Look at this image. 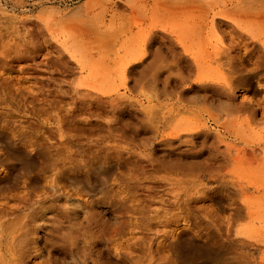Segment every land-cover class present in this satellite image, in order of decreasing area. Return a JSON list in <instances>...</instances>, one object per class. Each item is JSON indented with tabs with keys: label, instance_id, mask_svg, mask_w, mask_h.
Here are the masks:
<instances>
[{
	"label": "bare ground",
	"instance_id": "6f19581e",
	"mask_svg": "<svg viewBox=\"0 0 264 264\" xmlns=\"http://www.w3.org/2000/svg\"><path fill=\"white\" fill-rule=\"evenodd\" d=\"M254 6L255 0H176L168 4L163 0H104L98 13L96 6H88L87 13L73 25L77 42L85 43L87 53H93L112 45L117 37L123 40L116 54L123 52L122 74L129 73L132 88L144 96L137 100L141 128L148 127L149 120L151 128L157 126L151 118L156 106L166 109L162 118L168 120L180 113L201 117L185 135L175 137L187 147L184 152L197 146L199 158L188 165L199 168L202 178L210 177L215 185L210 189L201 183V193L196 190L194 197L181 201L178 195L157 200L151 195L154 187L139 184L141 191L137 192L144 198H137V205L132 203L134 192L114 182L127 148L113 146L115 154L96 151L93 158H83L82 147H66L53 164L48 186L38 193L44 179L40 178L44 171L41 160L58 143H23L30 148L26 150L0 137V189L17 188L23 178L31 189L11 208L5 201L1 204L11 215L0 223V233H5L9 244L3 260L10 264H264V227L254 226L264 223V215L251 209L246 194L249 181L217 165L220 144L225 147V157L232 145L224 142L219 131L208 129L210 122L231 135L238 111L251 110L255 117L264 114V43L252 36L253 48H248V20L264 16V9L249 11ZM108 16L112 25L105 28ZM148 17L158 21L144 25L135 20ZM181 17L188 23L167 26ZM223 27L233 28L229 48H191L206 43L204 34ZM108 75L107 71L103 77ZM94 90L110 100L107 124L117 125L121 141H132L139 127L123 117L131 103L130 107L119 104L112 90ZM105 149L111 146L105 145ZM179 157L176 161L182 165ZM206 197L217 208L228 206L229 213L219 216L197 211L196 201ZM181 208L188 211L186 217H168ZM136 216L148 236L141 243L117 241ZM161 219L169 228L152 230Z\"/></svg>",
	"mask_w": 264,
	"mask_h": 264
},
{
	"label": "rangeland",
	"instance_id": "374dc122",
	"mask_svg": "<svg viewBox=\"0 0 264 264\" xmlns=\"http://www.w3.org/2000/svg\"><path fill=\"white\" fill-rule=\"evenodd\" d=\"M173 1L176 0H163L167 4ZM255 1L256 6L249 10L254 13L264 9V0ZM103 4L104 0H0V137L11 139L17 147L26 150L30 148L23 143H58L57 148L49 149L45 159L41 160L44 171L40 178L44 179H41L38 193L48 186L53 164L66 147H82L83 158H93L96 151L101 155L115 154L113 146L127 148L126 160L116 169L114 182L122 189L132 190L136 195L132 203L137 205H140L137 198H144L137 192L139 184L154 187L151 195L157 200L175 195L181 201L189 200L196 190L201 193L204 186L201 183L212 189L215 182L210 177L203 179L199 168L188 165L199 158L195 154L197 146L191 145L189 151L184 152L187 147L180 145L175 137L185 135L201 117L180 113L168 120L162 118L166 109L156 106L151 109V118L157 126L151 128L149 120L146 123L148 127L141 128V120L136 116H139L137 109L141 108L137 100L144 96L132 88V76L122 74L123 52L116 54L123 40L117 37L112 45L97 48L93 53H87L89 48H84L88 47L85 43L80 45L77 42L73 27L77 18L87 13L88 6H96L95 12H100ZM155 7L153 5L152 10ZM135 20L144 25L158 21L157 17ZM186 23V18L181 17L168 22L167 26H183ZM105 25V28L112 25L109 16ZM233 33L232 27H223L213 34L206 33V43L193 44L191 48H229ZM252 36L264 43V16L255 15L248 20V48H253ZM109 56L113 58L110 60ZM107 71L109 75L103 77ZM96 87L112 90L113 97H119V104L130 107L131 103L132 108L124 112L123 117L131 125L139 127L132 141H121L117 125L107 124L106 117L111 115L110 100L99 96L94 90ZM147 105L144 104L145 107ZM251 113L247 109L236 113L231 135L225 128H215L210 122L208 129L219 131L224 142L232 145L229 157H225V147L220 144L217 165H222L223 170L233 176L249 181L246 194L251 200V209L264 215V114L255 117ZM96 140L100 142L95 143ZM105 145L111 146V149H105ZM179 156L182 157V165L176 161ZM93 171L88 173L90 178ZM26 182L23 178L17 188L0 189V223L11 219L1 204L5 201L10 208L16 204L31 190ZM255 188L261 190L255 191ZM195 205L202 214L223 216L229 213L228 206L217 208L207 197L196 201ZM187 215L188 211L181 208L172 210L168 217L174 220ZM131 224L126 235L118 237L117 241L141 243L148 236L137 216ZM179 224H172L171 228ZM169 226L165 225V219H161L152 226V230L162 231ZM254 226L264 227V223ZM8 247L5 233H0V264H10L8 260H3L4 253H9Z\"/></svg>",
	"mask_w": 264,
	"mask_h": 264
}]
</instances>
